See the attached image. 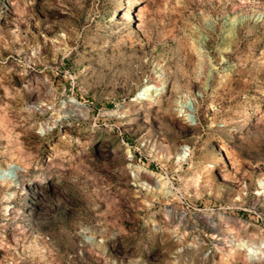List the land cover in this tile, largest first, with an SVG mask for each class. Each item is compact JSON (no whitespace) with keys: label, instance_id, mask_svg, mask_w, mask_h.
<instances>
[{"label":"rangeland","instance_id":"rangeland-1","mask_svg":"<svg viewBox=\"0 0 264 264\" xmlns=\"http://www.w3.org/2000/svg\"><path fill=\"white\" fill-rule=\"evenodd\" d=\"M259 182L264 0H0V264H264Z\"/></svg>","mask_w":264,"mask_h":264},{"label":"built area","instance_id":"built-area-1","mask_svg":"<svg viewBox=\"0 0 264 264\" xmlns=\"http://www.w3.org/2000/svg\"><path fill=\"white\" fill-rule=\"evenodd\" d=\"M149 83L148 80H144L143 84L144 86H146L147 84ZM140 100H143V96L139 98ZM74 101V104H70V101H69V105L67 106V108H65V110H61V113L60 115L57 116L56 119L54 120H50V122H47L45 120H41L40 124H39V128L37 129L36 131V135L39 137V138H45L49 133H51L53 131V129H56L57 125L59 124H62L63 122L67 121L69 118H72V117H81V118H84V114H87V109H86V106L81 103V102H78L76 100H72ZM184 105H188V107L184 108L186 110V112L188 113H191V121L189 119H186L184 117H182L184 123L187 125V126H196V119H195V115H194V109L192 107L191 104H188V103H184ZM64 106V105H63ZM45 106L43 104H36V103H32L31 105L28 106V110H31V111H35L37 112L36 114H39L40 116L42 115V113H46L47 111H53L54 108H44ZM62 107V105H61ZM63 108V107H62ZM66 110H71V115L67 116L64 114V111ZM181 117V116H180ZM50 125V126H53V128H50V130H45L46 127ZM63 125V124H62ZM123 146H127V144H125L124 142H122ZM192 148L189 144H183L181 147H180V150L178 153H183L184 156L182 158H180L179 155H177L175 157V161L174 163L177 165V164H180V165H184L186 164V162L189 160V158L191 157V154H192ZM133 157L134 155L131 154L129 157H128V161L132 162L133 160ZM160 174L162 177L165 176V178L169 179L168 178V175L167 173L162 169L160 168ZM7 176L8 178L10 177V170L4 175V177ZM170 180V179H169ZM172 184V182H171ZM256 187L262 191L264 190L263 187H261L260 185H258V183L256 184ZM172 189H175L174 187H172L170 190ZM256 198V201H259V200H264V193H261V194H253ZM248 196V191L247 190H244V192H242L238 197H236V201H241L243 198L247 197ZM245 246L247 247H250L249 243H245L244 244ZM254 249V248H252ZM210 253V252H209ZM208 256V255H207Z\"/></svg>","mask_w":264,"mask_h":264},{"label":"bare ground","instance_id":"bare-ground-1","mask_svg":"<svg viewBox=\"0 0 264 264\" xmlns=\"http://www.w3.org/2000/svg\"><path fill=\"white\" fill-rule=\"evenodd\" d=\"M140 10V9H139ZM130 21H131V19H130ZM160 91H162V88H159V87H153V86H151V85H146V86H144L142 89H141V91L137 94V96H136V99H139L140 97H142L143 96V98L146 100L149 96H158L159 95V92ZM70 103L71 104H74V101H70ZM188 106V105H187ZM184 109V108H183ZM185 110V109H184ZM68 111V110H67ZM71 111L69 110V114H71L70 113ZM185 112V111H184ZM67 113V112H66ZM183 113V112H182ZM185 114V113H184ZM186 117V119H189L190 121H191V114H185L184 115V118ZM184 156V154L182 153L181 154V157H183ZM220 155V154H219ZM217 161H219V160H217ZM220 162V161H219ZM140 169V168H139ZM146 170V169H145ZM23 172L24 171H22V170H20L18 173H17V175H16V177L13 179L12 178V180L10 181L11 183L10 184H14V186H19V185H21V179H22V175H23ZM138 173H140V172H138ZM150 173H152V172H150ZM150 173H148L147 171H144V170H141V174L140 175H143V174H150ZM213 173V172H212ZM153 174V173H152ZM151 174V176H153V178L154 179H157L156 178V176L155 175H152ZM21 178V179H20ZM158 182H160L159 181V179H157V180H155V185H156V187H158V188H160V186H158ZM145 183V182H144ZM161 183V182H160ZM260 183V185L261 186H263V183L262 182H259ZM259 185V184H258ZM15 188H17V187H15ZM263 188H264V186H263ZM264 193V190H262V191H257V192H255V194H261V193ZM263 243V242H262ZM261 243V244H262ZM259 246V245H258ZM262 246H263V244H262ZM260 248V247H259ZM260 254V253H259ZM235 255H236V253H229V257H230V259H234L235 258ZM228 256V255H227ZM229 257H228V259H229ZM229 261V260H228Z\"/></svg>","mask_w":264,"mask_h":264}]
</instances>
